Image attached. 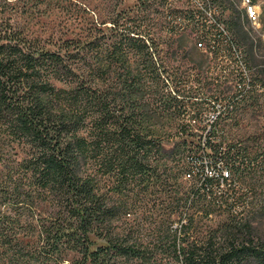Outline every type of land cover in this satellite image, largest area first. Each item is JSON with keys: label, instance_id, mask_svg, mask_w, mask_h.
<instances>
[{"label": "trees", "instance_id": "obj_1", "mask_svg": "<svg viewBox=\"0 0 264 264\" xmlns=\"http://www.w3.org/2000/svg\"><path fill=\"white\" fill-rule=\"evenodd\" d=\"M180 2L110 6L73 34L40 30L38 0H0V264H264L241 186L179 182L196 133L171 129L182 104L165 80L182 75L168 74L164 45L174 59L181 29L216 5ZM212 134L196 149L214 166L264 174V150ZM150 202L151 224L135 217Z\"/></svg>", "mask_w": 264, "mask_h": 264}, {"label": "rangeland", "instance_id": "obj_2", "mask_svg": "<svg viewBox=\"0 0 264 264\" xmlns=\"http://www.w3.org/2000/svg\"><path fill=\"white\" fill-rule=\"evenodd\" d=\"M22 4V0H19ZM224 0H181L180 6L186 8L202 6L207 2L220 5ZM137 0H38L35 19L38 28L44 32H76L84 31V24L89 18H100L106 14L105 8L114 6L117 9L123 6H133ZM260 13L259 22L252 24L248 18L244 0L226 2L229 8L223 12L216 5L205 9L203 13H195L191 17L190 25L182 28L184 33L182 45L176 57L172 58L170 46L165 44L168 51V74L173 71L182 76L168 78L165 84L168 89H177L179 103L178 110L181 119L173 124V129L180 132H194L185 149L184 160L193 148L204 137V133L196 130L203 116L214 100H224L226 97L237 94L236 84L251 80L254 91L249 99L240 102L237 111L224 114L216 121V127L211 136L213 144L226 148L241 145L254 153L264 150V0H252ZM184 4V5H183ZM152 24L154 22L153 15ZM198 21V22H197ZM241 31L239 32V28ZM210 29V30H208ZM165 36V35H164ZM204 44L200 49L199 41ZM203 116V117H201ZM195 120V121H194ZM197 120V122H196ZM208 136V135H207ZM195 145H194V144ZM259 149V150H258ZM210 152L211 150L208 149ZM262 165L256 168V173L243 176H233L231 182L241 186L249 196L250 206L246 214L256 217L254 224L257 234L256 240L264 242V174ZM184 173L180 178L182 186L198 185L197 178L187 180ZM213 190L215 186L213 185ZM241 209V208H240ZM158 204L150 202L148 208H141L136 215H144L145 222L151 224L155 214H158ZM153 215L152 217H149ZM225 216L223 209H215L211 217L213 222ZM253 216V217H254ZM178 223L176 222L174 227ZM122 229H117V232ZM142 238L150 239L148 230H143Z\"/></svg>", "mask_w": 264, "mask_h": 264}, {"label": "built area", "instance_id": "obj_3", "mask_svg": "<svg viewBox=\"0 0 264 264\" xmlns=\"http://www.w3.org/2000/svg\"><path fill=\"white\" fill-rule=\"evenodd\" d=\"M245 5L248 7V12L251 15V23L254 22V12H259L251 0H244ZM237 94L230 95L224 100H214L203 116L207 119H202L201 123L196 130L201 131L206 136L212 133L216 127V121L224 114H232L237 111L240 102L249 99V95L254 91V84L251 80L236 84L234 87ZM201 116V117H203ZM195 121V120H194ZM197 122V120H196ZM186 170L184 178L187 180L197 178L200 185H208V180L219 179L220 185L225 186V182L231 181L233 178L231 168L226 165L222 160H219L217 165L214 166L213 154L208 149H195L191 150L185 159Z\"/></svg>", "mask_w": 264, "mask_h": 264}, {"label": "bare ground", "instance_id": "obj_4", "mask_svg": "<svg viewBox=\"0 0 264 264\" xmlns=\"http://www.w3.org/2000/svg\"><path fill=\"white\" fill-rule=\"evenodd\" d=\"M251 4H253L252 3V0H251ZM256 7V6H255ZM247 13H248V18H249V20L251 21V15H250V13L248 12V9H247ZM259 20H260V13L259 12H254V22H259Z\"/></svg>", "mask_w": 264, "mask_h": 264}]
</instances>
